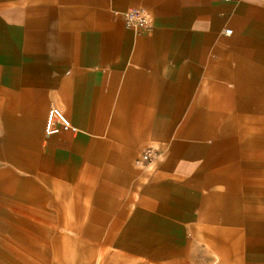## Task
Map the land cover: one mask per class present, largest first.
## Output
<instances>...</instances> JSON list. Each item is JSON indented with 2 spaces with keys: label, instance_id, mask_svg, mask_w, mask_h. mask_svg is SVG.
I'll return each instance as SVG.
<instances>
[{
  "label": "crops",
  "instance_id": "crops-1",
  "mask_svg": "<svg viewBox=\"0 0 264 264\" xmlns=\"http://www.w3.org/2000/svg\"><path fill=\"white\" fill-rule=\"evenodd\" d=\"M0 163L92 203L100 264H264V0H0Z\"/></svg>",
  "mask_w": 264,
  "mask_h": 264
},
{
  "label": "rangeland",
  "instance_id": "rangeland-1",
  "mask_svg": "<svg viewBox=\"0 0 264 264\" xmlns=\"http://www.w3.org/2000/svg\"><path fill=\"white\" fill-rule=\"evenodd\" d=\"M47 189L62 191L45 180L25 178L12 165L0 163V264H100L104 255L114 251L108 242L107 229L103 228L96 237L94 229L86 226L89 211L83 213L82 220L76 211L78 208L89 210L92 203L76 195L55 196L60 203L54 206L58 210L66 200L67 218L50 222L52 202L47 196L37 195L38 190L46 192ZM17 221L31 224L37 234L23 240L13 235L17 229L10 225ZM63 237L67 238L66 242Z\"/></svg>",
  "mask_w": 264,
  "mask_h": 264
},
{
  "label": "built area",
  "instance_id": "built-area-1",
  "mask_svg": "<svg viewBox=\"0 0 264 264\" xmlns=\"http://www.w3.org/2000/svg\"><path fill=\"white\" fill-rule=\"evenodd\" d=\"M123 21L126 28L137 29L141 32H148L152 27L150 15L142 9H129L123 14ZM230 32V30H227L225 34H230ZM60 129L74 130L61 111L52 107L47 111L45 133L46 135L56 134ZM159 157L160 155L156 150L149 148L142 153L137 162L150 164Z\"/></svg>",
  "mask_w": 264,
  "mask_h": 264
}]
</instances>
